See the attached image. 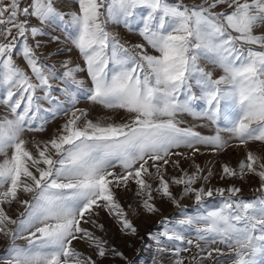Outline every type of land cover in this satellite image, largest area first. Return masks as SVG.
Returning a JSON list of instances; mask_svg holds the SVG:
<instances>
[{"label":"snow or ice","instance_id":"1","mask_svg":"<svg viewBox=\"0 0 264 264\" xmlns=\"http://www.w3.org/2000/svg\"><path fill=\"white\" fill-rule=\"evenodd\" d=\"M62 3L0 0V264H128L102 214L151 250V264H264V0ZM110 25L143 42H122ZM53 28L83 67L48 63L41 37ZM184 115L213 134L182 126ZM202 148H243L235 166L221 164L220 180L233 183L209 186ZM235 180L258 195L241 197ZM128 192L133 202L122 203ZM158 200L177 215L141 236L135 220L160 214Z\"/></svg>","mask_w":264,"mask_h":264},{"label":"rangeland","instance_id":"2","mask_svg":"<svg viewBox=\"0 0 264 264\" xmlns=\"http://www.w3.org/2000/svg\"><path fill=\"white\" fill-rule=\"evenodd\" d=\"M70 2L66 3V7L69 6L73 8V10H65L64 4H63V10L64 11H74L77 8V0H69ZM72 2V3H71ZM187 3H196L199 2V0H186ZM109 30L119 36L122 42L133 45L136 43H142V38L138 35L135 31H129L128 29L123 28L122 26L117 25H110ZM47 35L41 37V40L43 41V48L42 52L46 56L49 53H53V57L48 60V63H56L57 67L59 69V63L58 61H71L75 64H79L81 67H83V60L80 57L78 51L65 40V34L62 31H58L55 28L48 29ZM261 32H264V26L258 27L256 29V33L259 34ZM59 37L60 42H56L52 39V37ZM56 53H59V55H55ZM43 58V57H42ZM18 64L21 67H24V61L18 60ZM221 73L219 71L214 72V76L220 75ZM82 78L85 81L86 85H90V78L87 77L86 73L81 74ZM80 107H88V102L85 101L84 97L81 96V103L79 105ZM202 107V105L200 106ZM102 109L97 108L94 115H100L102 114ZM4 109L0 107V114H3ZM181 119L184 121V124L182 126L184 127H192L194 130L201 132V134L204 135H210L214 132V126H211L208 124L207 121L204 120H196L193 117L189 115H184L181 117ZM62 123V120H55L51 124L48 125V133H51L54 129H56L59 124ZM45 133H33L28 134L26 138H28L31 141V137L35 136L36 138H40L42 136H45ZM224 135H227L226 133ZM31 147V142L29 144ZM251 147L253 149H256L259 147V142H254ZM181 151L187 153L188 155H191L190 149H181ZM203 155L196 154L195 160L196 163H198L202 168H210L213 175L210 180L209 186H215V187H222L226 184L233 183V181H224L220 180L219 173L221 170V164L225 162H231L233 166H235L244 155L243 148H237L232 149L229 148L226 152L220 153V154H214L211 150L203 149L202 148ZM239 153V154H237ZM3 157H0V160H2ZM180 159V158H177ZM190 161H185L181 159V167L192 171L193 169L190 168ZM176 175H180L179 172L175 173ZM235 185L237 187L242 188L241 197L244 198H252L258 193L254 191L255 183H249L248 180H235ZM174 192L178 196L180 195V188L174 187ZM133 202V194L131 192H128L126 194L122 195V203H131ZM158 206L161 208V213L149 216L145 214L144 216L138 217L135 220V223L138 226L139 233L141 236H143L146 232H149L150 230L157 229L159 225V221L163 219L164 217H175L177 215V209L174 207V205L171 204V202H167L164 200H158L157 201ZM182 203L187 206L188 211L192 210L193 202L190 198H184ZM211 207L215 206V203L210 205ZM101 222L105 224V227L109 230V237L111 239V242L115 243L117 248H119L121 251L125 253V255L128 258V264H151V255L152 252L150 249L143 248L142 247V241L138 237H128V236H121L117 231V225L112 221L110 218L104 216L102 214ZM18 244L23 245L25 241H17ZM8 245V241L2 237H0V255H2L5 252V249ZM159 259V257H158ZM164 264H170V257L168 259L164 260Z\"/></svg>","mask_w":264,"mask_h":264},{"label":"crops","instance_id":"3","mask_svg":"<svg viewBox=\"0 0 264 264\" xmlns=\"http://www.w3.org/2000/svg\"><path fill=\"white\" fill-rule=\"evenodd\" d=\"M67 2H70V1H69V0H63V3H65V4H64V9H65V10H73L72 7L69 6V7L67 8V7L65 6ZM71 3H72V2H71ZM62 6H63V4H62ZM62 10H63V7H62Z\"/></svg>","mask_w":264,"mask_h":264}]
</instances>
